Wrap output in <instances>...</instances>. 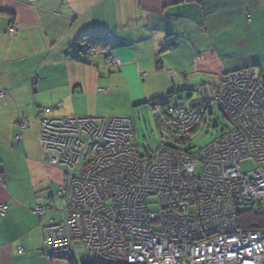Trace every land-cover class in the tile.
I'll list each match as a JSON object with an SVG mask.
<instances>
[{"label": "built area", "instance_id": "2783aa9c", "mask_svg": "<svg viewBox=\"0 0 264 264\" xmlns=\"http://www.w3.org/2000/svg\"><path fill=\"white\" fill-rule=\"evenodd\" d=\"M6 34L16 36L17 27ZM197 93L186 107H152L159 129L181 141L212 110L221 113L228 129L196 152L161 146L141 157L130 119L46 118L47 110H38L41 153L64 173L55 196L34 208L49 259L264 264V229L238 223L241 214L264 208V84L246 68L221 74ZM245 160L255 165L251 174L242 172ZM54 199L64 203L60 221L44 223ZM8 211L0 204L1 218Z\"/></svg>", "mask_w": 264, "mask_h": 264}, {"label": "crops", "instance_id": "0c3cea01", "mask_svg": "<svg viewBox=\"0 0 264 264\" xmlns=\"http://www.w3.org/2000/svg\"><path fill=\"white\" fill-rule=\"evenodd\" d=\"M86 35L108 39L94 65L66 54ZM246 68L264 84V0H0V204L9 206L0 264H68L44 253L34 213L44 187L64 181L41 153L39 109L46 118L94 111L110 98L98 92L104 71L134 85L137 107Z\"/></svg>", "mask_w": 264, "mask_h": 264}, {"label": "rangeland", "instance_id": "374dc122", "mask_svg": "<svg viewBox=\"0 0 264 264\" xmlns=\"http://www.w3.org/2000/svg\"><path fill=\"white\" fill-rule=\"evenodd\" d=\"M99 80L101 81V85L98 88L110 90V98H105L103 102H101L102 100L99 101L97 106L94 107V111L84 113L82 116H77L76 118L99 117L130 119L134 126L137 151L141 157H144L149 152L156 151L161 146L170 147L180 151L190 149L192 152H196L214 142L228 129L227 121L221 113L217 110H212V115L206 117V121L199 126L193 135H191L189 141L184 145L177 144L170 139L166 133L159 129L153 115V108L150 104L137 107L134 106V101L130 99V96H133V93H135L134 85H128L125 79L115 74H109L108 71L102 72ZM198 96L199 94L194 91L191 99L195 100ZM161 102L169 105H181L186 107L189 105L190 101L185 95H182L175 96L171 99L167 97L161 98L157 101V103ZM81 104L82 107L87 108L86 102ZM59 118L67 117L63 116ZM241 169L243 173L251 174L255 170V165L252 161L245 160L241 163ZM44 188L46 194L45 200L53 198L58 190L56 189L57 187H52L50 185H47ZM52 208L53 213L48 216L47 221L50 222L54 219L59 222L61 217L58 213L64 208L63 201L54 199ZM78 261L79 260L77 259V262Z\"/></svg>", "mask_w": 264, "mask_h": 264}, {"label": "trees", "instance_id": "16d2710c", "mask_svg": "<svg viewBox=\"0 0 264 264\" xmlns=\"http://www.w3.org/2000/svg\"><path fill=\"white\" fill-rule=\"evenodd\" d=\"M108 47L109 46H108L107 37L102 36V35H86V36L78 39L77 41H75L67 49L66 54L71 60H73L75 62L84 64V65H94L92 63V58H94L96 56H104L108 51ZM175 95H177V93L176 94H170L167 96V98L171 99ZM189 96L190 97L188 99H190L192 97V94ZM146 104H150L152 107L157 105V104H160L163 106L169 105L167 103H162V102L161 103L148 102ZM169 138L172 139L177 144H181L182 142L189 141L188 139L181 141L178 139L174 140L171 137H169ZM184 144H181V145H184ZM171 149H173V148H171ZM175 150H177V149H175ZM185 151L189 152L191 150L188 149ZM149 153H147L146 155H149ZM238 223H239V227L241 229H244V230H251V231L263 230L264 229V208H263V210H261L260 208H255L251 212L241 214L239 216ZM68 264H84V263H80V262L78 263L74 260H69ZM121 264H127V263H121Z\"/></svg>", "mask_w": 264, "mask_h": 264}, {"label": "water", "instance_id": "95a60500", "mask_svg": "<svg viewBox=\"0 0 264 264\" xmlns=\"http://www.w3.org/2000/svg\"><path fill=\"white\" fill-rule=\"evenodd\" d=\"M190 96H188L187 98H189Z\"/></svg>", "mask_w": 264, "mask_h": 264}]
</instances>
